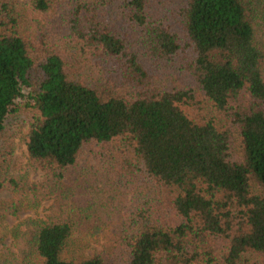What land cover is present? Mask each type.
I'll list each match as a JSON object with an SVG mask.
<instances>
[{"label":"trees","instance_id":"obj_1","mask_svg":"<svg viewBox=\"0 0 264 264\" xmlns=\"http://www.w3.org/2000/svg\"><path fill=\"white\" fill-rule=\"evenodd\" d=\"M23 2L0 0V195L54 196L88 150L80 177L96 159L133 204L63 191L23 264H264V0Z\"/></svg>","mask_w":264,"mask_h":264},{"label":"rangeland","instance_id":"obj_2","mask_svg":"<svg viewBox=\"0 0 264 264\" xmlns=\"http://www.w3.org/2000/svg\"><path fill=\"white\" fill-rule=\"evenodd\" d=\"M27 5L29 0H23ZM17 148L15 158L13 161L12 171L16 175L28 177L29 180L37 183H42L46 180L45 173L35 171L28 160L27 145L23 137L16 139ZM89 151L81 157L77 166L72 168L63 181V188L57 191L54 196H42L36 198L33 194L12 196L8 193L0 195V264H23L26 259L29 248L27 245V238L29 237L28 230L31 227V221L38 218H46L47 215L57 213L61 209V204L70 203L73 200L81 205L99 204L102 209L103 203L111 202L110 208L121 207L124 211L129 209L133 204L131 202L132 195L123 196V205L114 203V189L106 181L107 176L98 175L96 171L101 169V165L93 158L91 169L87 178L80 177L81 171L88 165ZM99 173H102L99 171ZM87 181V184L86 182ZM46 182V181H45ZM44 182V183H45ZM91 185H90V184ZM80 184L87 186L86 189L80 187ZM41 187V186H40ZM70 190L71 197L63 194V191ZM42 195V194H41ZM68 200H63V197ZM69 198V199H68ZM71 198V199H70ZM119 201L121 197H117ZM22 202V204H19ZM16 203L18 210L15 212L12 205ZM113 203V204H112ZM98 221L97 217L88 220L91 227ZM104 223L106 219L103 218ZM104 232L95 233L98 242H106L109 237L107 226L101 224ZM92 245H98L96 241L92 240Z\"/></svg>","mask_w":264,"mask_h":264}]
</instances>
